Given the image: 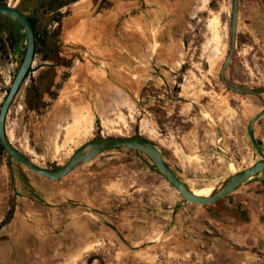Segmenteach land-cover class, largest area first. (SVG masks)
<instances>
[{"label": "rangeland", "instance_id": "rangeland-1", "mask_svg": "<svg viewBox=\"0 0 264 264\" xmlns=\"http://www.w3.org/2000/svg\"><path fill=\"white\" fill-rule=\"evenodd\" d=\"M2 2L35 20L51 54H35L7 117L10 140L35 162L63 164L96 136L142 135L184 182L211 191L263 157L264 116L252 128L262 151L248 127L264 110V93L235 92L219 76L233 0H217V7L211 0ZM25 48L21 23L0 14V106ZM226 76L239 86H264V0H239ZM146 159L112 148L82 162L61 179L81 202L59 210L58 183L0 148V264H264L263 251L196 224L206 221L209 204L174 211L183 197ZM103 169L111 186L104 191L96 181L91 191L94 171ZM257 178L264 180V171ZM175 213L182 224L186 214L197 219L188 235L172 226Z\"/></svg>", "mask_w": 264, "mask_h": 264}, {"label": "water", "instance_id": "water-1", "mask_svg": "<svg viewBox=\"0 0 264 264\" xmlns=\"http://www.w3.org/2000/svg\"><path fill=\"white\" fill-rule=\"evenodd\" d=\"M0 14L10 16L21 23L24 28L26 37V48L24 56L14 76V79L9 87L7 95L0 106V144L4 147L7 154L34 171L50 180H60L70 172H72L82 162L90 161L105 150L112 148H129L133 149L140 154L146 155L150 160V165L162 176H164L181 194L186 202H192L202 205L211 204L224 196L233 192L237 187L244 184L246 181L254 178L257 174L264 171V155L257 160L254 164L245 167L244 169L234 171L232 174L224 178L221 183L213 188L209 194H198L195 190L184 182L171 168L169 163L164 157L160 147L152 140L142 135H129V136H115V135H101L85 141L78 146L70 158L63 164L55 166H44L21 150H19L10 140L7 133V117L10 106L15 99L22 83L28 75V72L34 62L35 49H36V36L33 21L29 14L24 12L20 7L11 5L10 3H0ZM239 17V0H233V11L231 19V44L229 52L222 64L219 76L222 82L235 92L242 94H259L264 93V86L246 87L239 86L230 82L226 76V67L231 61L236 43H237V29ZM264 116V110L256 115L250 121L248 130L258 150L262 151L260 145L255 140L253 135L254 122ZM145 159V158H144ZM147 160V159H146ZM148 161V160H147Z\"/></svg>", "mask_w": 264, "mask_h": 264}, {"label": "crops", "instance_id": "crops-1", "mask_svg": "<svg viewBox=\"0 0 264 264\" xmlns=\"http://www.w3.org/2000/svg\"><path fill=\"white\" fill-rule=\"evenodd\" d=\"M98 157V156H97ZM95 159V158H94ZM92 171H90V175ZM110 171L106 169L95 170L94 179L91 178L90 190H97L96 181H102L107 191L110 184ZM261 174V173H260ZM260 174L254 176V178L246 181L244 184L237 187L233 192L219 199L214 206L207 204L202 208L207 211L204 213L206 221H199L196 224L201 228L213 225L217 229L225 231L226 236L233 238L238 243L247 245L251 249H258L264 252V180L259 179ZM58 183L56 187V204L54 208L59 210L68 209L66 208L69 204H79V193H75V189L72 192H68L64 185L61 184V179L53 181ZM62 191V194H61ZM96 193V192H95ZM52 199L53 196H51ZM4 200V196L1 194L0 202ZM186 201L180 198L177 203L173 205V210L177 212L179 208L183 211L187 209ZM68 216L67 214H64ZM65 218V216H64ZM192 214H186L184 217V224L178 219L177 213L174 214L172 226L179 231H186L185 234L191 231L193 223L196 222ZM237 221L238 223H236ZM220 230V231H221ZM221 231V232H222ZM241 232V233H240ZM188 235V234H187ZM191 236V235H190ZM180 241L179 243H190V240L185 235H176ZM200 242L206 241V237L200 236L196 238ZM195 239V240H196ZM208 240V239H207Z\"/></svg>", "mask_w": 264, "mask_h": 264}, {"label": "trees", "instance_id": "trees-1", "mask_svg": "<svg viewBox=\"0 0 264 264\" xmlns=\"http://www.w3.org/2000/svg\"><path fill=\"white\" fill-rule=\"evenodd\" d=\"M3 0H0V3L2 2ZM216 1L217 0H211V3L210 5H214L213 7H217L216 5ZM57 21H61L62 18L60 17H57L56 18ZM35 26V25H34ZM36 36V49H35V54H41V57L42 59H47L51 54L49 52H47V48L45 47L46 46V43H45V35L43 36H38L37 34H35ZM11 43L13 44V42L11 41ZM187 68V64H183L182 65V68H181V71L183 72L185 69ZM30 71V70H29ZM29 73V72H28ZM55 97V94L54 96ZM0 148H1V151L2 152H5V149L4 147L0 144ZM147 157V156H146ZM148 159V157H147ZM1 161V160H0Z\"/></svg>", "mask_w": 264, "mask_h": 264}, {"label": "bare ground", "instance_id": "bare-ground-1", "mask_svg": "<svg viewBox=\"0 0 264 264\" xmlns=\"http://www.w3.org/2000/svg\"><path fill=\"white\" fill-rule=\"evenodd\" d=\"M194 189V188H193ZM196 193L198 194H209L210 191L206 190V189H194Z\"/></svg>", "mask_w": 264, "mask_h": 264}, {"label": "flooded vegetation", "instance_id": "flooded-vegetation-1", "mask_svg": "<svg viewBox=\"0 0 264 264\" xmlns=\"http://www.w3.org/2000/svg\"><path fill=\"white\" fill-rule=\"evenodd\" d=\"M52 1H60V0H50V2L49 3H51V4H49V5H51V6H53V2ZM31 17V16H30ZM31 19H32V21H33V25H35L34 26V28H35V30H36V23H35V20L31 17ZM35 34H36V31H35Z\"/></svg>", "mask_w": 264, "mask_h": 264}]
</instances>
